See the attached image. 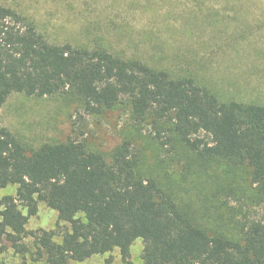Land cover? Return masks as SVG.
<instances>
[{
  "label": "trees",
  "instance_id": "16d2710c",
  "mask_svg": "<svg viewBox=\"0 0 264 264\" xmlns=\"http://www.w3.org/2000/svg\"><path fill=\"white\" fill-rule=\"evenodd\" d=\"M13 94L72 97L87 115L127 103L136 123L167 121L179 142L203 160H226L248 170L259 219L241 224V238L210 234L180 208L160 183L140 176L129 140L107 159L77 140L28 148L4 126ZM0 255L8 245L26 259V226L43 202L67 230L35 235L45 264L82 263L119 250L123 264H264V105L222 101L194 76L156 55L125 56L49 42L35 25L0 4Z\"/></svg>",
  "mask_w": 264,
  "mask_h": 264
},
{
  "label": "rangeland",
  "instance_id": "374dc122",
  "mask_svg": "<svg viewBox=\"0 0 264 264\" xmlns=\"http://www.w3.org/2000/svg\"><path fill=\"white\" fill-rule=\"evenodd\" d=\"M54 44L104 47L125 56L156 55L173 69L192 75L222 101L264 105V0H0ZM4 126L28 148L70 139L109 159L124 141L140 157L138 172L171 193L180 208L210 234L241 238V224L259 219L248 170L226 160H203L179 142L172 124L150 116L136 123L127 103L102 115H87L72 97L13 94L6 102ZM16 186L0 190V199ZM26 259L8 245L0 264H45L37 255L35 235L61 234L58 214L45 203L26 226ZM144 245L132 248L141 263ZM71 264H123L119 250Z\"/></svg>",
  "mask_w": 264,
  "mask_h": 264
}]
</instances>
